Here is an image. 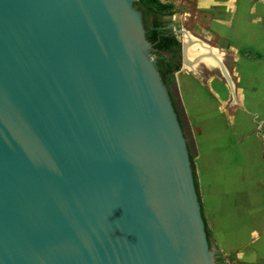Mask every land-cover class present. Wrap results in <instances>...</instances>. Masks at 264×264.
<instances>
[{"label":"water","instance_id":"95a60500","mask_svg":"<svg viewBox=\"0 0 264 264\" xmlns=\"http://www.w3.org/2000/svg\"><path fill=\"white\" fill-rule=\"evenodd\" d=\"M134 2L0 0V264H214Z\"/></svg>","mask_w":264,"mask_h":264},{"label":"rangeland","instance_id":"374dc122","mask_svg":"<svg viewBox=\"0 0 264 264\" xmlns=\"http://www.w3.org/2000/svg\"><path fill=\"white\" fill-rule=\"evenodd\" d=\"M161 2L171 13L167 17L181 42L187 41L184 32L178 30L184 28L218 54L230 77L228 81L212 57V62L202 57L192 65L183 64L177 71L182 86L194 99L193 106L201 102L205 113L200 111L196 129L203 139L194 158L199 188L206 179L210 152H216L215 162L221 166L228 159L234 162L240 158L246 167L249 164L252 171L255 169L258 177H264V0ZM199 45H195L196 50L203 52ZM207 115L215 117L206 121ZM217 117L221 119L217 121ZM208 129L213 137L205 133ZM257 186L256 226L264 238V181L258 180Z\"/></svg>","mask_w":264,"mask_h":264},{"label":"crops","instance_id":"0c3cea01","mask_svg":"<svg viewBox=\"0 0 264 264\" xmlns=\"http://www.w3.org/2000/svg\"><path fill=\"white\" fill-rule=\"evenodd\" d=\"M202 49L203 52L206 51L204 48ZM199 51L196 50L195 46L191 47L189 49L190 57L193 59L195 54L200 53ZM203 60L207 62L211 61L209 58ZM192 63L188 65H192ZM177 71L175 72V77L182 102L191 124L198 151L197 156L203 139L198 135L196 129H198L200 111L202 115H205V113L201 102L200 104L197 103L195 107L193 106L194 99L193 101L190 99V93L182 86ZM219 115H223V113H219ZM214 117L207 115L206 121L212 120ZM215 119L218 121L221 117ZM205 133L210 137L214 136L210 129L206 130ZM212 153L215 157L211 152L207 154L206 179L202 180L201 189L199 188L198 178L197 183L203 214L216 244L225 256L226 261L230 264H264V238L260 234H258V238L252 236L253 231L258 233L256 226V209L259 198L257 182L258 180L263 182L264 177H258L255 169L252 171L249 164L246 167V163L240 161V158H236L234 162L228 159L221 166L219 162H215V158L217 157L216 152ZM261 196L264 198V193H261ZM238 253H243L242 259L238 258Z\"/></svg>","mask_w":264,"mask_h":264},{"label":"trees","instance_id":"16d2710c","mask_svg":"<svg viewBox=\"0 0 264 264\" xmlns=\"http://www.w3.org/2000/svg\"><path fill=\"white\" fill-rule=\"evenodd\" d=\"M134 6L142 11L146 37L156 48L154 55L157 58L160 74L163 82L167 86L168 93L187 140L195 187L201 204L194 162V158L198 152L197 146L175 77V72L182 66L181 40L177 37L172 26H169L171 21L167 15L171 13L165 11L166 5L162 3L161 0H135ZM201 211L209 245L210 247H215L216 256L214 264H230L226 261L225 256L216 244L211 229L203 214L202 204Z\"/></svg>","mask_w":264,"mask_h":264},{"label":"bare ground","instance_id":"6f19581e","mask_svg":"<svg viewBox=\"0 0 264 264\" xmlns=\"http://www.w3.org/2000/svg\"><path fill=\"white\" fill-rule=\"evenodd\" d=\"M184 34H185V37H184L185 39H186L187 37H188V39H189V36H191V35H189L190 33H184ZM191 37H192V36H191ZM192 38H193V37H192ZM188 39H187V41H188ZM184 41H185V40H184ZM194 44H195V45H196V44L199 45L200 43L197 42V41H196L195 43H193V44H192L193 46L191 45V46L188 48V53H189V49H190L191 47H194V46H195ZM199 46H200V45H199ZM204 46H205V47L201 46V48L208 49V48L206 47V46H207L206 44H204ZM189 55H191V54L189 53ZM193 55H194V54H193ZM195 55H196V54H195ZM206 58H209V59L212 60L211 57H203L202 59H206Z\"/></svg>","mask_w":264,"mask_h":264},{"label":"clouds","instance_id":"9594fccd","mask_svg":"<svg viewBox=\"0 0 264 264\" xmlns=\"http://www.w3.org/2000/svg\"><path fill=\"white\" fill-rule=\"evenodd\" d=\"M252 236L255 238H258V233L256 231L252 232ZM238 258L242 259L243 258V253H238Z\"/></svg>","mask_w":264,"mask_h":264},{"label":"flooded vegetation","instance_id":"af4514ba","mask_svg":"<svg viewBox=\"0 0 264 264\" xmlns=\"http://www.w3.org/2000/svg\"><path fill=\"white\" fill-rule=\"evenodd\" d=\"M170 24V23H169ZM170 26V25H169Z\"/></svg>","mask_w":264,"mask_h":264}]
</instances>
